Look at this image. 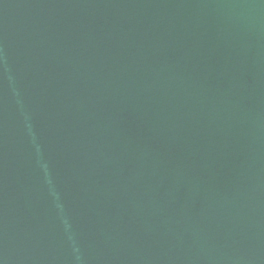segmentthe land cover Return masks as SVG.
I'll list each match as a JSON object with an SVG mask.
<instances>
[{"label": "water", "instance_id": "1", "mask_svg": "<svg viewBox=\"0 0 264 264\" xmlns=\"http://www.w3.org/2000/svg\"><path fill=\"white\" fill-rule=\"evenodd\" d=\"M0 264H264V0H0Z\"/></svg>", "mask_w": 264, "mask_h": 264}]
</instances>
